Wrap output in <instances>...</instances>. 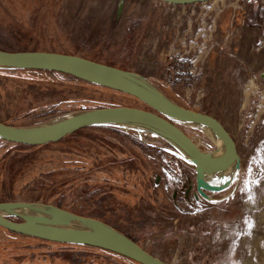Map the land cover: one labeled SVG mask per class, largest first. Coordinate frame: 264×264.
Here are the masks:
<instances>
[{
  "label": "rangeland",
  "instance_id": "rangeland-1",
  "mask_svg": "<svg viewBox=\"0 0 264 264\" xmlns=\"http://www.w3.org/2000/svg\"><path fill=\"white\" fill-rule=\"evenodd\" d=\"M220 2L222 17L210 1L172 9L162 0H0L1 47L136 71L176 103L221 120L240 159L225 189L206 191L209 201L192 198L194 165L143 129L90 126L36 147L1 139L0 201L59 204L100 219L169 264H264V0ZM109 105L149 109L67 74L0 68L3 123L28 126ZM176 125L202 150L216 148L210 133ZM0 264L139 263L0 227Z\"/></svg>",
  "mask_w": 264,
  "mask_h": 264
},
{
  "label": "water",
  "instance_id": "water-1",
  "mask_svg": "<svg viewBox=\"0 0 264 264\" xmlns=\"http://www.w3.org/2000/svg\"><path fill=\"white\" fill-rule=\"evenodd\" d=\"M160 1V0H159ZM187 5L212 0H162ZM0 68L46 70L67 74L93 84L124 92L149 109L109 105L74 111L58 118L32 124L12 125L0 121V140L28 146L61 140L79 129L96 125L143 129L167 142L194 165V199H214L206 191H222L236 176L240 159L237 145L218 118L176 103L138 72L96 62L79 55L44 50L0 49ZM185 123L215 137L216 148L202 150L176 123ZM218 181L222 175H226ZM217 180V181H214ZM0 227L18 235L59 243L101 248L139 264H169L138 245L130 236L94 217L84 216L53 204L36 201H0Z\"/></svg>",
  "mask_w": 264,
  "mask_h": 264
},
{
  "label": "crops",
  "instance_id": "crops-1",
  "mask_svg": "<svg viewBox=\"0 0 264 264\" xmlns=\"http://www.w3.org/2000/svg\"><path fill=\"white\" fill-rule=\"evenodd\" d=\"M152 2H155L156 3V0H151ZM221 0H212V1H210V2H212L211 3V5H208L211 9H217V7L220 5V4H222V2H220ZM208 2V1H207ZM169 5H172V4H169ZM188 6H193V5H195V3H192V4H187ZM174 6H179V7H184V6H186V5H176V4H174V5H172L171 7H172V9H174L175 7ZM207 6V5H206ZM174 7V8H173ZM222 9L223 8H218L217 9V15H221V17H222V13L220 14V12H222ZM184 10H186V9H184ZM234 17H235V10L233 11V13H231V17H230V19L232 20V19H234ZM233 24V22H231V21H229V25H228V29L230 28V25H232ZM208 29H210V26L208 27V28H206L205 26L200 30V33H202V32H205V30L208 32ZM227 29V30H228ZM219 30H221V27L219 26ZM218 30V31H219Z\"/></svg>",
  "mask_w": 264,
  "mask_h": 264
},
{
  "label": "bare ground",
  "instance_id": "bare-ground-1",
  "mask_svg": "<svg viewBox=\"0 0 264 264\" xmlns=\"http://www.w3.org/2000/svg\"><path fill=\"white\" fill-rule=\"evenodd\" d=\"M179 123H181V122H179ZM178 124V123H177ZM181 124H183V125H187V124H185V123H181ZM187 126H190V127H193V126H191V125H187ZM178 127H180V126H178ZM195 127V126H194ZM200 129V128H199ZM206 133H210L211 134V137L212 138H214L215 140H216V137H215V135L212 133V132H210L209 130H207V132ZM226 176H227V174L226 175H222V177L220 178V179H218V181H222L223 179H225L226 178ZM214 181H217V180H214ZM260 220H262V221H264V213H262V214H260ZM242 264H253V262L252 261H244Z\"/></svg>",
  "mask_w": 264,
  "mask_h": 264
},
{
  "label": "trees",
  "instance_id": "trees-1",
  "mask_svg": "<svg viewBox=\"0 0 264 264\" xmlns=\"http://www.w3.org/2000/svg\"><path fill=\"white\" fill-rule=\"evenodd\" d=\"M0 49H4V50H8V49H6V48H4V47H1L0 46ZM75 133V132H74ZM74 133H72V134H69V135H67V136H70V135H73ZM66 136V137H67ZM13 143V142H12ZM19 144V143H18ZM19 145H24V144H19ZM44 145V144H43ZM26 146V145H25ZM28 146V145H27ZM36 146H41V145H36ZM36 146H30V147H36ZM29 147V146H28ZM8 200H10V199H7V200H4V201H8ZM59 206H61V207H63V208H65V206H62V205H59L58 204V207ZM118 229V228H117ZM20 235V234H19ZM18 235V236H19ZM20 236H25V235H20ZM128 236H130L136 243H137V240L135 239V238H133L131 235H128ZM25 237H28V236H25ZM29 237H31V236H29ZM31 238H35V237H31ZM36 239H39V238H36ZM40 240H42V239H40ZM44 241H46V240H44ZM138 244V243H137ZM105 251H107V250H105ZM107 252H110V251H107ZM110 253H112V254H115V253H113V252H110ZM115 255H118V254H115ZM121 256V255H120ZM123 257V256H122ZM129 260V259H128ZM132 260V259H131ZM134 261V260H133ZM136 262V261H135Z\"/></svg>",
  "mask_w": 264,
  "mask_h": 264
},
{
  "label": "flooded vegetation",
  "instance_id": "flooded-vegetation-1",
  "mask_svg": "<svg viewBox=\"0 0 264 264\" xmlns=\"http://www.w3.org/2000/svg\"><path fill=\"white\" fill-rule=\"evenodd\" d=\"M193 140V139H192ZM186 189H184V196L186 197V198H188V196H189V193H190V189L191 188H188V187H185ZM176 194H174V196H175ZM193 199H194V196L192 197ZM198 198H200V195H198ZM262 213H264V212H262ZM255 231H257V230H255ZM245 240V238H242V241H244ZM243 263V262H242Z\"/></svg>",
  "mask_w": 264,
  "mask_h": 264
},
{
  "label": "built area",
  "instance_id": "built-area-1",
  "mask_svg": "<svg viewBox=\"0 0 264 264\" xmlns=\"http://www.w3.org/2000/svg\"><path fill=\"white\" fill-rule=\"evenodd\" d=\"M209 17H211V16L209 15Z\"/></svg>",
  "mask_w": 264,
  "mask_h": 264
}]
</instances>
